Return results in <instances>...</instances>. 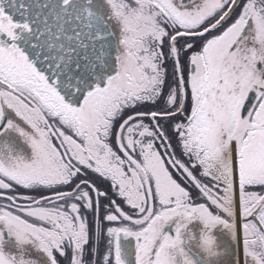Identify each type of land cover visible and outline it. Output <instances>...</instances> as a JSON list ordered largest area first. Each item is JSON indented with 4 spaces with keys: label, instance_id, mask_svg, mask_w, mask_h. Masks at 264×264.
I'll list each match as a JSON object with an SVG mask.
<instances>
[{
    "label": "snow or ice",
    "instance_id": "6c2138e0",
    "mask_svg": "<svg viewBox=\"0 0 264 264\" xmlns=\"http://www.w3.org/2000/svg\"><path fill=\"white\" fill-rule=\"evenodd\" d=\"M0 264H264V0H0Z\"/></svg>",
    "mask_w": 264,
    "mask_h": 264
}]
</instances>
